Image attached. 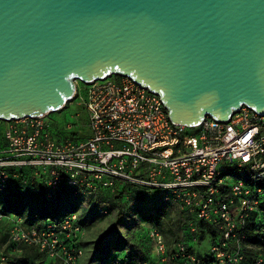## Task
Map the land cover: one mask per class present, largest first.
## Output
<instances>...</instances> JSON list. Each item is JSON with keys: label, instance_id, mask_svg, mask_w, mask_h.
I'll return each mask as SVG.
<instances>
[{"label": "built area", "instance_id": "2783aa9c", "mask_svg": "<svg viewBox=\"0 0 264 264\" xmlns=\"http://www.w3.org/2000/svg\"><path fill=\"white\" fill-rule=\"evenodd\" d=\"M85 84L90 137L57 141L46 115L7 121L0 129V186L11 170L15 176L29 169L45 177L49 196L61 184L88 195L100 186L112 192L121 185L160 190L164 201L190 214L191 244L202 221L221 240L210 249L212 260L204 261L187 240L169 246L163 232L152 228V259L134 264H246L240 232L264 201V187L255 184L264 179V114L244 104L225 122L208 116L191 127L174 122L162 97L130 77L112 74ZM79 92L76 87L74 98ZM6 220L9 242L33 245L56 264L80 263L85 230L77 214L41 229H27L22 217L0 210V227Z\"/></svg>", "mask_w": 264, "mask_h": 264}, {"label": "water", "instance_id": "95a60500", "mask_svg": "<svg viewBox=\"0 0 264 264\" xmlns=\"http://www.w3.org/2000/svg\"><path fill=\"white\" fill-rule=\"evenodd\" d=\"M112 74L187 126L264 114V0H0V120L59 110L76 80Z\"/></svg>", "mask_w": 264, "mask_h": 264}, {"label": "trees", "instance_id": "16d2710c", "mask_svg": "<svg viewBox=\"0 0 264 264\" xmlns=\"http://www.w3.org/2000/svg\"><path fill=\"white\" fill-rule=\"evenodd\" d=\"M67 104L68 102L64 107ZM74 136L75 134L61 135L55 137V139L57 141H63L68 137L74 140L81 139ZM14 173L15 171L11 170V176L6 185L4 187L0 186L5 192V200L3 205L0 206V210L7 216L22 217L23 226L27 229H41L51 222H62L72 214H77L79 204L83 203L84 198H88L91 206L88 217L98 210L101 213L105 212V207L101 208L103 198L108 199L106 202L111 203L112 206L119 207L118 217L115 219L113 226L96 243L88 264H134L136 261H150L152 259L151 245L145 247L143 244L135 243L122 232L112 242L111 234L117 229V225L123 221V196L125 195L131 197V200L137 205L138 213H141L145 220L153 225V228L163 232L169 246L185 239L188 241L187 245L190 250L196 253L197 257L208 261L212 260L211 247L221 240L220 233L210 223L202 221L198 223L199 235L198 240L195 242L197 246L194 243L191 244L193 237H190L187 232V226L192 219L190 214L174 202L164 201V193L160 190L147 192L137 186L121 185L116 191L112 192L108 187L100 186L97 192L88 195L78 186L61 184L49 196V189L44 176H33L32 171L29 169L19 170L15 176ZM236 174H239V172ZM32 181L35 182L34 185L30 184ZM255 184L264 187V179L255 180ZM158 191L161 198L155 197V192ZM69 205L72 207L70 208ZM51 208L55 210V213L49 211ZM259 208V211L251 213L240 232L243 236L240 240L246 255L244 261L246 264H258L257 261L261 257L263 261L259 264H264V201L260 203ZM260 212L261 214H259ZM88 217L81 218L78 216V223L83 228ZM8 225L10 226V222L4 221L1 227L6 229ZM2 242L7 245L6 252L9 255H0V264H56L45 252L40 251L33 245H17L9 242V233ZM102 242L103 245L101 246ZM81 246H85L83 241ZM27 248L32 249L34 253L28 254ZM3 257H6V263H3Z\"/></svg>", "mask_w": 264, "mask_h": 264}, {"label": "rangeland", "instance_id": "374dc122", "mask_svg": "<svg viewBox=\"0 0 264 264\" xmlns=\"http://www.w3.org/2000/svg\"><path fill=\"white\" fill-rule=\"evenodd\" d=\"M77 91L80 94L79 97L76 99H72L68 101L66 107L61 110L52 111L46 114V120L49 125L50 130L57 138L58 136L65 135H73L76 138H87L90 134V127L88 125V111L86 107L83 105L84 100L86 99V88L87 84L83 83L80 79L75 81ZM7 121L0 120V128L4 129L6 126ZM17 123H20L18 121ZM69 138V137H68ZM232 138V137H230ZM79 140V139H78ZM227 180L234 182L233 176H227ZM28 182V181H26ZM31 185H34L35 182H30ZM155 197H160L161 194L155 192ZM51 199V198H49ZM5 200V192L3 188H0V206L3 205ZM108 199H102V207H105V212H100V210L96 211L93 215L89 216L90 211V204L88 198L83 199V203L79 204V209L77 211L78 216L81 218L87 216L88 219L86 224L84 225V237L82 238L83 243V255L80 259L79 264H88L90 261V256L95 249L96 243L101 239V237L113 226L115 219L118 217L119 207L112 206L111 203L106 202ZM57 202V200H56ZM124 202V217L123 221H121L117 225V229L111 234L112 242H114L119 233H124L131 241L135 243L143 244L145 247H149L151 245V254L153 253V245L147 238V233L150 229L153 228V225L149 224L145 217L138 213L137 205L131 200V197L128 195L123 196ZM70 206V205H69ZM68 206V207H69ZM72 206H70L71 208ZM66 208V207H65ZM52 209V208H51ZM49 211L51 213H55V210ZM62 215V213H61ZM6 220L5 222H7ZM10 226L6 229L4 227H0V255H9L6 252V246L4 245L2 240L6 237L9 232ZM103 242L101 243V246ZM197 246V243H194ZM17 250L21 251L17 248ZM28 254H33L34 251L30 248H27ZM3 263H6L4 261Z\"/></svg>", "mask_w": 264, "mask_h": 264}, {"label": "crops", "instance_id": "0c3cea01", "mask_svg": "<svg viewBox=\"0 0 264 264\" xmlns=\"http://www.w3.org/2000/svg\"><path fill=\"white\" fill-rule=\"evenodd\" d=\"M90 135H91V132H90V134H89V136H88V137H90ZM88 137H87V138H88ZM87 138H84V139H87Z\"/></svg>", "mask_w": 264, "mask_h": 264}, {"label": "snow or ice", "instance_id": "6c2138e0", "mask_svg": "<svg viewBox=\"0 0 264 264\" xmlns=\"http://www.w3.org/2000/svg\"><path fill=\"white\" fill-rule=\"evenodd\" d=\"M70 194V193H69Z\"/></svg>", "mask_w": 264, "mask_h": 264}]
</instances>
